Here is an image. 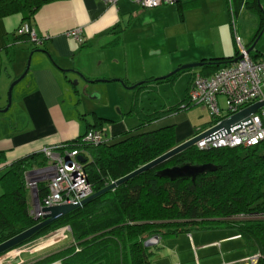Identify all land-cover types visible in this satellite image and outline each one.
I'll use <instances>...</instances> for the list:
<instances>
[{
  "label": "crops",
  "instance_id": "obj_1",
  "mask_svg": "<svg viewBox=\"0 0 264 264\" xmlns=\"http://www.w3.org/2000/svg\"><path fill=\"white\" fill-rule=\"evenodd\" d=\"M203 1L181 0L184 5L183 13L166 23L164 18L156 19L158 7L157 10L152 8L146 11L135 1L134 4H129L127 0H119L116 5H107L101 0H46L29 22L38 36L48 35L41 45L32 42L28 35L17 33V29L27 22L23 20L21 13L1 17L0 175L19 158L86 134L98 123V118L106 120L101 130L107 143L174 125L179 144L190 139L195 130L204 127L201 124L195 125V122L193 126L183 113L185 109L139 127L143 115L168 110L184 102L194 73L198 70L183 71L169 80L153 79L162 78L182 64L233 56L236 53L238 44L226 14V10L229 9L230 12V1L227 0V9L222 0H207L210 5L205 7ZM197 9L203 13L186 17L185 11ZM141 14L148 17L141 20ZM197 17L201 18L200 22ZM259 23L258 18L254 17L250 26H246V23L238 25L237 33L242 37L244 45V38L249 39L251 28L258 29ZM177 26L182 28L178 33H191L202 29L214 30V33L209 31L210 36L205 41H183V36H180L182 38L172 46H169L167 40L164 41L166 45H163L146 36L135 35L148 30H165ZM76 27L83 29V43L68 35V31ZM130 32H133L131 37L128 36ZM66 69H74L80 74L75 71L67 72ZM25 71V76L13 88V102L4 111L8 105L7 91L10 84ZM75 79L79 81L77 85L73 82ZM88 79L95 82L91 84ZM98 83L99 86L107 84V87H93ZM132 86L135 87L131 88ZM169 89L172 93L163 97L162 90L167 92ZM83 92L90 96V100H97V105L85 101ZM152 93H158L161 101L154 108V102L158 99L152 101ZM148 96L149 104L148 101L146 103ZM14 106L16 107L12 111ZM6 112H11L12 115H4ZM29 194L32 211L36 204V195L30 189ZM225 228L234 229L237 232L235 235L243 240L235 227L196 229ZM183 233L190 234V238L186 239V246H192L195 251L198 249L200 252L213 247L221 252L226 239L196 246L197 238L193 229ZM166 237L171 236H163L158 243L151 242L148 246L153 250L159 249L161 239ZM243 244L249 256L257 255L245 247L244 240ZM60 249L62 248L46 247L42 252L24 251L10 262L6 261L8 258L4 254L6 256L2 255V264H30ZM205 256L206 253L199 259L196 255L197 264H202ZM247 260L249 258L238 263H245ZM153 262L157 263L154 260ZM58 263L61 264L59 261L50 264Z\"/></svg>",
  "mask_w": 264,
  "mask_h": 264
},
{
  "label": "trees",
  "instance_id": "obj_2",
  "mask_svg": "<svg viewBox=\"0 0 264 264\" xmlns=\"http://www.w3.org/2000/svg\"><path fill=\"white\" fill-rule=\"evenodd\" d=\"M45 1L0 0V18L21 13L24 21L31 22ZM229 1L235 18V26L230 19L234 36L238 27L236 15L248 7L253 16L258 14L260 17L255 16L260 22L256 39L264 28V10L259 0ZM177 4L183 13L181 0ZM238 56L237 47L233 56L203 59L198 71L210 76ZM194 69L180 70L166 79ZM192 106L187 96L176 107L143 115L139 127ZM98 120L101 123L98 121L91 129H102L106 120ZM84 135L64 143L69 149L78 147L82 150L86 158L84 170L94 192L178 145L174 125L131 135L115 143H83ZM186 162L212 163L220 168L198 176L194 181L171 180L157 175L163 168ZM47 163V157L39 151L17 159L0 175V243L39 222L30 210L27 173ZM48 191L46 181L38 184L40 201ZM63 225L70 226L73 242L30 264L56 261L61 264H152L154 251L146 245V240L153 235L173 236L193 228L223 226L237 228L245 247L259 255L257 264H264V141L247 148L203 150L194 145L72 211L40 230L24 244Z\"/></svg>",
  "mask_w": 264,
  "mask_h": 264
},
{
  "label": "built area",
  "instance_id": "obj_3",
  "mask_svg": "<svg viewBox=\"0 0 264 264\" xmlns=\"http://www.w3.org/2000/svg\"><path fill=\"white\" fill-rule=\"evenodd\" d=\"M107 5H116L119 0H101ZM145 8H156L167 3H177L180 0H132ZM231 19L235 26L233 9L230 8ZM83 29L76 27L68 31L79 43L84 42ZM20 35H28L30 40L41 45L48 35L38 36L29 22H24L18 29ZM235 39L238 44L241 58L227 63L210 76H205L199 71L194 73L188 90L189 103L203 105L212 115V123L207 127L197 129L191 137L200 136L209 132L220 124L225 118L245 109L260 101H264V52L253 56L243 44L242 37L237 33ZM225 98L226 107H222L220 99ZM83 143L91 142L101 144L107 142L103 132L91 129L83 137ZM264 141V105L250 118L240 124L231 126L230 130L220 128L209 132L195 144L199 149L209 150L217 148L252 147ZM48 159L43 167H37L27 173V187L38 194V184L42 181L48 183V193L43 201H39L31 211L33 217L41 220L45 206L59 204L79 203L90 196L94 190L84 170V162L79 160L83 156L78 147L69 149L66 143L44 147L41 150ZM30 177V178H29ZM240 217H245L241 215ZM69 228V227H67ZM70 229V228H69ZM39 238L29 242V247L36 246L50 239ZM151 241L147 240L146 245ZM26 246V245H25ZM24 251H11L15 257ZM15 253V254H14ZM6 254V255H8ZM4 255V256H6ZM1 257V261L2 258ZM259 255H253L245 263L257 264ZM1 264V263H0ZM152 264H157L153 262Z\"/></svg>",
  "mask_w": 264,
  "mask_h": 264
},
{
  "label": "rangeland",
  "instance_id": "obj_4",
  "mask_svg": "<svg viewBox=\"0 0 264 264\" xmlns=\"http://www.w3.org/2000/svg\"><path fill=\"white\" fill-rule=\"evenodd\" d=\"M129 4H134L135 2H133L132 0H127ZM223 3L226 4V9H227V0H222ZM260 7L264 10V0H260ZM213 4V2H212ZM210 5V3L207 2V0L203 1V6H208ZM144 9L150 10L152 8H145ZM159 13H158V17L156 19H163L165 20V22L167 23L168 21H173L175 19V17H177V15L179 16V14H182V12L180 11L179 8V4L177 3H167V4H163L161 5V7L159 6ZM152 10H157L156 8H153ZM180 12V13H179ZM201 12L203 13L201 10H192V11H185L186 17H188L189 15H197L198 13ZM226 14L228 15V19L230 20V12L229 9L226 10ZM253 13L251 12V10L248 7L243 8L240 13H238L236 15V20H237V24L240 25L241 23H246V26H250V24L252 23V18H254L255 16L260 18L259 16L252 15ZM185 16V15H184ZM146 17H148L147 15L141 14L140 15V19L143 20ZM128 18V15H127ZM126 18V20H127ZM199 19L200 22V17H197ZM205 20V18H204ZM207 22L205 21V24ZM180 30H182L181 27L177 26V27H173L170 29H165V30H161L160 28L155 29V30H148V31H144V33L141 34H137L135 33L136 36H146L149 39L153 40L155 43L158 44H163L166 45V43H164L165 40L168 41L169 46H172L175 44V42L180 38V36H183L182 40L183 41H189V40H195V39H201L200 41H205L207 40L209 35V31H212L210 29H202V30H197V31H193L191 33L186 32V33H178ZM214 33V30L212 31ZM216 32V31H215ZM257 32V29L252 27L251 28V34L249 36V39L244 38V43L245 45L250 48L252 46V44L256 41L255 39V34ZM127 35V34H126ZM133 35V32H130L128 34L129 37H131ZM217 34L214 36V39L216 38ZM254 36V37H253ZM258 42L254 48V50L251 52L253 56H256V54L258 52H264V30L261 31V33L258 35ZM255 39V40H254ZM234 50H235V45L233 46ZM150 54V53H149ZM158 55V54H157ZM183 65V64H182ZM197 70H199V68H196ZM195 70V69H194ZM196 70V71H197ZM172 72V71H171ZM12 84V83H11ZM11 84L8 88V103H9V92H10V87ZM107 84H104L102 86L98 85L93 86V87H97L99 89H102L103 87H107L105 86ZM170 87V86H169ZM168 88V86H167ZM171 90L169 89L167 92H164V90H162V96L163 97H167L168 94H171ZM92 95L94 93H91ZM14 89L12 90V102H13V98H14ZM83 99H86L85 101L87 102H92L95 103V105H97L98 101L97 100H90V96L86 93L83 92ZM151 98L152 101H155V98H157L158 100L156 102H154L153 108L157 107L160 104V96L159 94H155L152 93L151 94ZM149 100V96L147 101ZM11 102V103H12ZM220 103L222 105V107H226V101L225 98L220 99ZM149 104V101H148ZM158 104V105H157ZM16 106H14V108H12V111L15 109ZM117 111V109H115ZM183 113L186 114L188 120L191 122V124L194 126V122L195 125H205L208 124L209 121L212 120V115L209 109L205 108V106L203 105H193L192 107L183 110ZM183 113L181 112V115L183 116ZM4 115H8V117H10L12 114L11 112H6L4 113ZM9 122V121H7ZM204 126V127H205ZM30 178V177H29ZM0 192H1V186H0ZM236 218V217H235ZM70 226L68 225H63V226H58L57 228L48 231L47 233L43 234L41 237L39 238H46L47 237L48 241H45L43 243H40L36 246H32L31 248L29 247V242L19 246L18 248L14 249V251H18V249H23L25 252H31V253H35L37 251L42 252L43 249H46V247H52L54 249H58V248H64L68 245H70L73 242V236H72V230L71 228H67ZM193 228V234L194 236L197 238L196 239V246H199L201 243H211V242H215V241H220L224 238H226L223 242V248L221 252L216 251L215 247H213L210 252H207L209 250H201L195 251L194 248L192 246H186V239L188 240V237L190 238V234H179L177 236H171V237H166L164 239H161V243H160V248L153 250L154 254H152V260L156 261L158 264H174L176 262H186L189 264H197L196 262V255L200 258H202V256L206 253V258H203V260L201 261L202 264H239L238 262L244 261L245 259H248L251 257V255H248V252L246 251V249L243 247V240L241 238L238 237V235H235L237 232L234 229H230V228H225V229H221V230H199ZM158 235V234H157ZM154 236V235H153ZM159 236V240L162 237L161 235ZM236 237V238H235ZM39 238L35 239L38 240ZM151 238V237H150ZM149 238V239H150ZM148 239V240H149ZM147 241V240H146ZM32 242V241H31ZM152 244V243H150ZM26 245V246H25ZM22 251L21 253L23 254ZM198 252V253H196ZM211 255H210V254ZM13 253L8 254L6 257L8 258L6 261L10 262L12 261L15 256L12 255ZM199 254V255H198ZM202 255V256H201ZM210 255V256H209ZM22 256V255H21ZM20 256V257H21ZM207 256H209L207 258ZM19 257V258H20ZM221 262V263H218ZM3 262L1 261V264ZM60 264V263H58Z\"/></svg>",
  "mask_w": 264,
  "mask_h": 264
},
{
  "label": "water",
  "instance_id": "obj_5",
  "mask_svg": "<svg viewBox=\"0 0 264 264\" xmlns=\"http://www.w3.org/2000/svg\"><path fill=\"white\" fill-rule=\"evenodd\" d=\"M263 30H264V28H263ZM258 39L259 38L257 37L256 41L252 44V46L247 49L249 53H251L254 50V48L258 42ZM239 58H241V56L236 57L235 60H237ZM202 65H203V61L186 63V64L179 66L174 71L163 76L162 78H168L171 75H174L176 72L183 70V69L199 68ZM66 71L67 72H69V71L74 72L75 71L78 74H80L78 71H76L74 69H66ZM26 73H27V71H25L21 77H19L15 81H13V83L11 84L10 92H9V103H8L7 107H5L3 109L4 111L7 110L11 105L12 90H13L14 86L25 76ZM88 81L91 84L93 82H95V80H90V79H88ZM73 82L77 85V83L79 81H78V79H75ZM133 87H135V86H132L131 88H133ZM263 105H264V101H260V102H257L255 104H252V105L246 107L245 109L225 118L220 124L213 127L209 132H212L214 130H218L220 128H225L227 130H230L231 126H233L235 124H240L241 122L248 120L250 118V115L257 112V110L260 107H262ZM209 132L202 134L200 136L190 138V139H188L182 143H179L176 147H174L170 151H168L165 154L159 156L158 158L150 161L149 163L139 167L138 169L127 174L126 176L121 177L118 180L111 182L110 184H108L104 188L93 192L90 196L83 199L79 203L59 204V205H54V206L43 207L42 211L44 212V215H43L42 219L36 225L20 232L19 234L15 235L14 237L8 239L7 241L0 243V256L7 254V252L9 253V252L13 251L14 249L18 248L21 245H24V242H26L28 239H30L31 237L36 235L40 230L46 228L47 226L51 225L52 223H54V222L58 221L59 219L65 217L66 215H68L72 211L84 206L85 204L92 201L93 199L107 193L110 190L115 189L116 187L124 184L128 180H130V179L134 178L135 176L143 173L144 171L152 169V168L158 166L159 164L165 162L166 160L170 159L171 157L177 155L178 153L194 146L200 138H202L203 136H205ZM79 160L82 162H85L86 158L83 156H80ZM219 168H220V166L212 164V163L194 164V163L186 162V163H182L179 165L163 168L157 172V175L160 177L171 179V180H188V179H191L192 181H194V180H196V178L198 176H201V175L208 173V172H211V171H215ZM36 201H37V203H39V201H40L38 194H36ZM149 240L153 243H158L159 242V236L154 235Z\"/></svg>",
  "mask_w": 264,
  "mask_h": 264
}]
</instances>
